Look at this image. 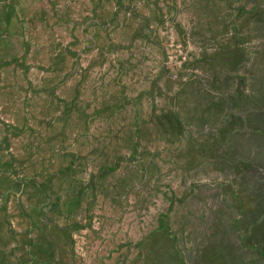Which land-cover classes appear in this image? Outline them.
Listing matches in <instances>:
<instances>
[{
	"label": "crops",
	"instance_id": "crops-1",
	"mask_svg": "<svg viewBox=\"0 0 264 264\" xmlns=\"http://www.w3.org/2000/svg\"><path fill=\"white\" fill-rule=\"evenodd\" d=\"M227 1L220 2L221 10L213 7V0L195 1V6L190 0L198 21L179 30L180 38L192 48L188 51L197 50L194 34L205 33L204 56L221 58L227 67L194 71L191 64H179L167 76L161 74V67L160 75L145 86L134 84L130 103L114 102L111 109L89 92L90 103H83L88 111H84L80 106L84 97H77L82 93L77 88L76 98L68 94L66 101L57 99L64 111L52 112L57 108L52 96L50 106L39 107L23 131L14 130L21 122L14 112L32 113L25 106L28 98L45 88L42 78L45 82L53 74L49 67L32 64L22 51L30 48L28 31L13 40L18 32L11 27L26 4L19 0L20 7L14 6L17 2L1 7L0 49L6 52L0 53V208L6 219L19 201L36 215L12 217L15 229L8 236L0 230V264H9L8 259L1 260L6 256L20 257L26 264L41 259L43 264H264V55L249 49L256 43L264 48L263 38L250 37L264 31V12L257 10L264 8V0H255L247 9L258 17L247 15L238 22L233 21L241 7L225 21ZM42 35L32 46L38 57L34 60L48 61L52 69L60 66L65 77L55 80L67 79L71 84V69L64 67L70 55L69 28L55 29L53 38L49 32ZM73 62L85 68L84 62L76 58ZM163 68L168 69L167 63ZM6 69L14 71L13 84L2 89ZM96 78L95 72L89 80L94 84ZM205 79L210 80L209 90L204 89ZM207 111L213 116L222 112L226 124L221 135L213 132L216 142L210 144L208 136L200 138L192 130L193 122ZM70 116L85 127L89 123L100 146L108 138L101 133L112 127L116 117H125L127 130L116 136L112 128L109 136L116 145L109 150L111 158L104 159L109 156L101 152L103 159L97 154L82 165L63 151L64 146H73ZM151 116L156 127L150 124ZM49 122L56 131L45 139L36 138L38 127ZM140 129L155 135L134 150L131 143L145 138ZM205 138L207 143L202 142ZM40 141L56 151L57 159L44 154ZM158 155H164L163 160H157ZM159 165L168 177L173 174L174 181L156 169ZM4 185L11 186L9 192ZM57 197L62 199L60 209L54 202Z\"/></svg>",
	"mask_w": 264,
	"mask_h": 264
},
{
	"label": "rangeland",
	"instance_id": "rangeland-1",
	"mask_svg": "<svg viewBox=\"0 0 264 264\" xmlns=\"http://www.w3.org/2000/svg\"><path fill=\"white\" fill-rule=\"evenodd\" d=\"M18 1L19 0H0V24L4 18V14L1 12V7L7 4L6 2H10L9 4L17 2L14 6L20 7ZM20 1L22 4H26V8L19 16V21L14 22L11 27V29L18 32L13 40L17 39L18 34L21 37V35L28 31L30 33L28 35V45L30 48L27 47L22 51L26 52L28 60H33L32 64L37 62L38 65H42V67L46 69L49 67L48 70L52 72L53 76H47V80L45 82L42 78V85L45 86V88L41 89V91L38 90L39 93L37 95L28 98L25 106L27 108L31 107V112L33 111L32 113L28 110L21 111L20 113L14 112L18 120L21 121L19 127L14 130H26L28 124L30 123V117H34L33 113H35V111L43 105L50 106L52 96L55 98H52V103H54V107L57 108L51 111H64L62 106L63 103H56V101H58L57 99L63 98L66 101L67 98L69 99L68 94H70L71 99L76 98L75 92L77 88L79 92L82 91V93L77 95V97L82 94L84 97L80 104V106L85 107L84 111H88V105L84 106L83 103H90L89 92H92L93 98H97L96 100H100L101 103H105L106 106L111 109L115 107L113 106L114 102L121 105L122 101L126 102V99L129 101L130 98H133L130 91L137 88V85L134 84L141 83V85L143 84L145 86L147 82L160 75L161 67V74L164 73V76H167L173 70H178L179 64H191L194 67V71L197 67L200 71L207 70L208 67L212 66L227 67L226 62L221 58L215 59L214 57L208 59L204 56L202 49L206 47L205 41L200 40V38L195 40L194 48H197V50L188 51V49H192L190 48L191 46L189 47L186 41L180 38V28L176 22L180 21L181 23L179 22V24H182L183 27L190 26V23L184 21H190L186 13L188 0H154L153 4L145 0ZM202 1L204 3L206 2V4H210L211 2V0ZM222 1L224 0H213V7L222 10L223 6L220 3ZM138 2L140 3L138 4ZM254 2L255 0L227 1L226 7L229 10V15H227L225 21H228L229 17L234 16L236 14V8L239 7L241 8L238 9V16L235 18H245L247 15H250V17H258L257 13L247 10L251 5H254ZM257 10L264 12V8L261 9L259 7ZM193 12L195 14L194 9ZM160 16L163 17L162 22L160 20ZM197 18L198 17L196 15L195 19ZM58 28H62V32L65 29L67 32V29L69 28L70 42L67 44V52L70 55L65 59L68 66L64 67H69V69H71V84L66 83L67 79L62 80L63 82L59 79L55 80L56 77H65V74H60V64H58L59 67L52 69V67L49 66L50 62H42L39 59L38 61L34 60L38 57L34 54L35 51L32 46L34 44L38 45V42L40 41L39 33L43 36L42 33L49 32V38H53L55 36V29ZM47 37L48 35H46V38ZM250 37L252 38L253 35H250ZM213 38L214 43H216L217 36H214ZM202 41L203 45L201 43ZM216 49L214 48V51L219 53L220 51ZM5 52L6 51L0 49V53ZM75 58L79 62H84L85 68L72 65L71 63L74 64L73 59ZM164 63H167L168 65L167 70L163 68ZM53 70H56L57 73L54 74ZM13 72L14 71L6 69L2 80V89L13 84L10 80L14 74ZM95 72L97 74L96 82L99 81L98 84L96 82L92 84L89 80L90 75ZM58 81L61 82V86L57 85L59 83ZM209 82L210 80H204L206 85L204 87L205 90H209V88H207L209 86ZM60 89L63 93H61ZM42 92H46V94ZM195 101L196 100H193V103H195ZM73 103L75 105V102ZM223 104L227 106L228 103L227 101H223ZM154 106V101H152L151 107L154 108ZM101 107H103V105H101ZM207 108H210V106L206 107V109ZM207 113L208 115L203 113L202 116H199L196 119L197 122H193L192 130L200 138L208 136L210 144L216 142L213 132L221 135L224 130V127L222 126H226V124L222 112L218 113L216 116H213L209 111H207ZM168 114L171 113L168 112ZM123 115L125 116V114ZM171 116L175 118L173 114H171ZM26 117L29 118L26 119ZM124 118L125 117H116V120L114 119V121H112V127L107 132H99L101 134L108 135V138L103 140V145L100 146V144L97 143L98 139L94 135L95 133H93L94 131L89 123L86 122L87 126L85 127L83 121L78 122V120H74L77 118L70 116L69 119H67V124L69 132L73 134L74 138L72 140L73 146L63 147V151L69 153V155L65 154V156H68L71 161L80 162L82 165L85 161L91 160L97 154L98 156L96 158L99 160L103 159L101 158V152L103 157H106L107 155L109 156L104 159L111 158L109 150L111 149V146H115L116 143L109 135L112 128L115 131L112 134H115L116 136H119V133L127 130V124L125 123ZM153 120L154 117L151 116L150 124L156 127L157 124ZM11 129L13 130V128ZM55 131L56 126L52 122L43 124L42 126L40 125L38 127V134L36 138L45 139V135L51 136ZM142 133L143 131L140 129L139 134L141 136ZM150 133L152 134L151 138H149L151 136ZM143 134V137H145L144 139L137 138L133 141V144L131 143L134 150L141 149V145L143 143L146 145L147 143L145 142L148 139L152 141L155 135L150 130L145 131ZM140 135L138 137H141ZM208 139L205 138L202 142L207 143ZM30 142L32 143L33 141H29L28 143ZM40 142L44 148V154L48 157H54L57 159L56 151L53 152L50 150L49 144L46 142ZM53 143L56 146L58 144L56 140ZM135 157H137V155ZM163 158L164 155H158L156 159L161 161ZM156 169L164 172L166 175V169H163L160 165L159 169ZM20 172L22 175H25L23 170H20ZM151 174L149 173L150 178ZM17 176L18 175L16 174L14 175L15 178H18ZM166 177L171 181H174L173 174L169 177L166 175ZM10 187V185H4L2 188L9 192V189H11ZM26 188L27 187H25V192ZM59 199L60 198L57 197L54 201L58 206V209H60L59 204L62 200ZM12 209L15 211L14 214H11L4 219L2 214L3 209L0 208V230L6 231L7 236L11 230L15 229V223L12 220V217L33 218L36 215L35 210L28 208L24 202L17 201V204L13 203ZM60 237L65 240L62 233ZM72 245L74 244L72 243ZM70 249L68 252L69 257ZM1 250L7 251L6 248ZM55 254L56 253H54V256ZM7 259L9 260V264H26L23 263L22 258L20 257H17L16 259L6 256L1 260L2 262H6ZM37 264H43L42 259ZM80 264H83V262Z\"/></svg>",
	"mask_w": 264,
	"mask_h": 264
},
{
	"label": "flooded vegetation",
	"instance_id": "flooded-vegetation-1",
	"mask_svg": "<svg viewBox=\"0 0 264 264\" xmlns=\"http://www.w3.org/2000/svg\"><path fill=\"white\" fill-rule=\"evenodd\" d=\"M145 1H149V3H152L153 4V2H154V0H145ZM195 1H198V2H201L202 0H193V5L195 6ZM186 13H187V15H188V17H189V20L190 21H187V20H184V21H186V22H188V23H190L192 20V22H195V21H198L197 19H195V17H196V15L194 14V12H193V10H192V8H191V5H190V0H188V7H187V9H186ZM162 19H163V17L162 16H160V20H161V22H162ZM180 19V18H179ZM240 20H242L241 18H235L234 19V21L233 22H238V21H240ZM183 21V20H182ZM179 22L180 21H177L176 22V24L178 25V27L182 30V28H184V27H182V24H179ZM181 23V22H180ZM178 35H179V33H178ZM180 36V35H179ZM259 37L258 38V40L260 39V38H263L264 39V31L260 34V35H253V37ZM200 38V40H204V39H206V37H205V33H203V32H201V31H199V32H197V34H194V39H199ZM253 40H255L254 38H253ZM259 45H261L260 43H256V44H252L250 47H249V49L251 50V51H253V49L255 48L257 51H262V55H264V48L263 49H261L260 48V46ZM263 60H264V57H263ZM227 61V60H226ZM133 98H130L129 99V103H130V101L132 100ZM154 107H156V105L154 106ZM157 110L156 109H152V113L153 114H155V112H156ZM168 118H171V117H168ZM175 122H177V120H176V118H172ZM238 124V123H237Z\"/></svg>",
	"mask_w": 264,
	"mask_h": 264
},
{
	"label": "trees",
	"instance_id": "trees-1",
	"mask_svg": "<svg viewBox=\"0 0 264 264\" xmlns=\"http://www.w3.org/2000/svg\"><path fill=\"white\" fill-rule=\"evenodd\" d=\"M9 18V17H8ZM8 18H7V20H8Z\"/></svg>",
	"mask_w": 264,
	"mask_h": 264
}]
</instances>
